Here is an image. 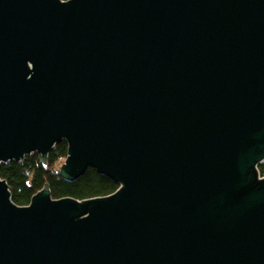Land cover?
<instances>
[{
    "label": "water",
    "instance_id": "95a60500",
    "mask_svg": "<svg viewBox=\"0 0 264 264\" xmlns=\"http://www.w3.org/2000/svg\"><path fill=\"white\" fill-rule=\"evenodd\" d=\"M62 141L119 188L0 176V264H264V0H0V167Z\"/></svg>",
    "mask_w": 264,
    "mask_h": 264
},
{
    "label": "trees",
    "instance_id": "16d2710c",
    "mask_svg": "<svg viewBox=\"0 0 264 264\" xmlns=\"http://www.w3.org/2000/svg\"><path fill=\"white\" fill-rule=\"evenodd\" d=\"M68 155V143H58L44 165L37 154L27 156L23 161H10L0 167V176L11 187L13 200L19 205H28L32 197L49 184L54 198L66 196L86 199L114 193L119 185L108 176L89 168L85 175L69 182L60 174L61 160ZM264 175V162L259 166Z\"/></svg>",
    "mask_w": 264,
    "mask_h": 264
},
{
    "label": "rangeland",
    "instance_id": "374dc122",
    "mask_svg": "<svg viewBox=\"0 0 264 264\" xmlns=\"http://www.w3.org/2000/svg\"><path fill=\"white\" fill-rule=\"evenodd\" d=\"M65 162V159L61 160V164Z\"/></svg>",
    "mask_w": 264,
    "mask_h": 264
}]
</instances>
